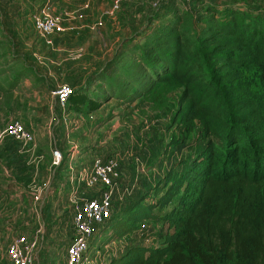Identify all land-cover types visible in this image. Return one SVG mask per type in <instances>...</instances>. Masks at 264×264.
Segmentation results:
<instances>
[{
  "label": "trees",
  "instance_id": "1",
  "mask_svg": "<svg viewBox=\"0 0 264 264\" xmlns=\"http://www.w3.org/2000/svg\"><path fill=\"white\" fill-rule=\"evenodd\" d=\"M200 10L155 16L142 42L99 77V94L82 87L67 99V111L80 115L110 99L162 106L180 92L172 118L179 136L169 145L188 142L189 153L157 181L154 203L128 209L119 236L144 234V221L165 230L107 264H264V14Z\"/></svg>",
  "mask_w": 264,
  "mask_h": 264
},
{
  "label": "rangeland",
  "instance_id": "2",
  "mask_svg": "<svg viewBox=\"0 0 264 264\" xmlns=\"http://www.w3.org/2000/svg\"><path fill=\"white\" fill-rule=\"evenodd\" d=\"M208 4L219 10L235 7L264 14V0H123L116 5L115 0H0V120L22 123L52 159L55 150L62 160L65 151L79 150L81 155L75 157L84 156L80 161L86 163L85 169L91 168L95 155L115 163L113 215L94 226L89 264H106L129 245L142 242L137 240L142 235L165 230L158 222L144 221L140 228L144 234L119 236L128 209L143 198L144 204L154 203L157 181L189 153L188 142L169 145L173 135L179 136L172 118L180 92L171 93L162 106L143 97L129 103L110 99L97 111L80 115L69 113L67 105L60 107L55 92L62 87L73 91L83 87L91 97L99 94V77L111 75L114 60L142 42L159 23L155 16L179 9L200 12ZM40 8H47L63 28L61 34L49 37L51 43L32 26L30 17ZM199 15L202 20L207 16ZM63 170L58 169L59 180L65 178ZM101 189V184L86 188L85 197ZM175 202L156 211L166 212ZM70 239L48 242L44 249L45 258L52 259L50 264H66ZM11 240L0 238V264H11Z\"/></svg>",
  "mask_w": 264,
  "mask_h": 264
},
{
  "label": "crops",
  "instance_id": "3",
  "mask_svg": "<svg viewBox=\"0 0 264 264\" xmlns=\"http://www.w3.org/2000/svg\"><path fill=\"white\" fill-rule=\"evenodd\" d=\"M7 125L6 119L0 120V238L20 235L35 239L34 264H50L52 259L45 258L44 247L53 239L72 237L73 206L87 199L80 180L88 170L80 161L84 156L76 159L79 150L65 151L57 165L36 138L23 144L8 137L4 133ZM58 169H64V179H58Z\"/></svg>",
  "mask_w": 264,
  "mask_h": 264
},
{
  "label": "built area",
  "instance_id": "4",
  "mask_svg": "<svg viewBox=\"0 0 264 264\" xmlns=\"http://www.w3.org/2000/svg\"><path fill=\"white\" fill-rule=\"evenodd\" d=\"M123 0H115V5ZM33 29L36 33L47 39L63 32L62 26L52 18L47 8H40L37 13L30 17ZM72 90L62 87L55 92L60 107L67 105ZM4 133L11 139L23 144L34 142L33 132L18 122H10ZM54 162L59 165L62 161L60 152L53 151ZM85 169H82V171ZM115 163L104 162L95 157L91 162V168L85 170L80 177L85 188H93L101 184L103 189L97 191L93 197L82 200L73 206L72 237L66 249V264H89L88 251L92 238L95 234L94 226L110 220L113 215V182ZM37 241L25 236H15L8 246V257L11 264H34Z\"/></svg>",
  "mask_w": 264,
  "mask_h": 264
}]
</instances>
